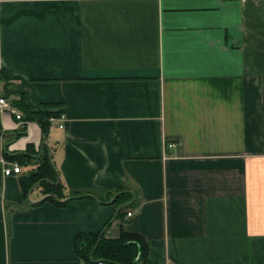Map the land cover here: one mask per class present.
I'll list each match as a JSON object with an SVG mask.
<instances>
[{
	"label": "crops",
	"instance_id": "crops-1",
	"mask_svg": "<svg viewBox=\"0 0 264 264\" xmlns=\"http://www.w3.org/2000/svg\"><path fill=\"white\" fill-rule=\"evenodd\" d=\"M2 72L58 117L0 114V264L121 228L147 264H264V0H0ZM44 152L59 200L22 187Z\"/></svg>",
	"mask_w": 264,
	"mask_h": 264
},
{
	"label": "trees",
	"instance_id": "trees-1",
	"mask_svg": "<svg viewBox=\"0 0 264 264\" xmlns=\"http://www.w3.org/2000/svg\"><path fill=\"white\" fill-rule=\"evenodd\" d=\"M0 82L4 84L1 96L12 100L11 105L22 112L25 123L31 121L38 123L46 138L50 131V119L58 117V113L49 111L48 109L51 108L48 106L42 107V109H37L33 106L30 103L28 92L23 91L19 86H14L4 72L0 74ZM2 134L3 130L0 123V137ZM58 182V172L54 169L48 154L44 152L40 157V164L36 171H33L29 177L22 179V187L25 191H30L37 184H40V186L46 189V194H51V197H48L46 200H59L62 195V186ZM125 196L124 193H121L117 195L114 201L115 204H118L117 219H120L121 222L127 215L126 211L133 206V203L130 204L131 200H123ZM86 197L87 195H76L70 200ZM121 203L123 206H121ZM80 250V257L85 259L88 264H94V258L105 263L147 264L149 253L146 243L140 237L126 232L123 228H121L119 239L107 240L100 234L94 237L92 241L85 239V242L80 244Z\"/></svg>",
	"mask_w": 264,
	"mask_h": 264
},
{
	"label": "built area",
	"instance_id": "built-area-1",
	"mask_svg": "<svg viewBox=\"0 0 264 264\" xmlns=\"http://www.w3.org/2000/svg\"><path fill=\"white\" fill-rule=\"evenodd\" d=\"M7 111L14 114L18 121H21V122L23 121V115L20 114L17 110L13 109L6 98L0 97V114H4ZM56 122H57L56 119L54 118L50 119L51 124H54ZM172 146L173 145H170V147ZM10 166L11 165L4 163L3 170H2L4 177H10L11 175L19 174L21 172V168L17 164L12 165V167ZM127 215L128 217L132 216L131 213H128ZM96 264H105V263L103 261H99Z\"/></svg>",
	"mask_w": 264,
	"mask_h": 264
},
{
	"label": "rangeland",
	"instance_id": "rangeland-1",
	"mask_svg": "<svg viewBox=\"0 0 264 264\" xmlns=\"http://www.w3.org/2000/svg\"><path fill=\"white\" fill-rule=\"evenodd\" d=\"M38 192H35V194L37 195Z\"/></svg>",
	"mask_w": 264,
	"mask_h": 264
}]
</instances>
